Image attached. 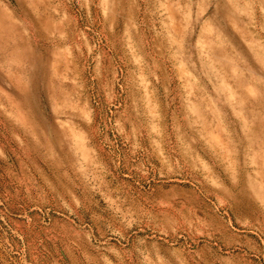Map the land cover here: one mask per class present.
<instances>
[{
    "label": "rangeland",
    "instance_id": "1",
    "mask_svg": "<svg viewBox=\"0 0 264 264\" xmlns=\"http://www.w3.org/2000/svg\"><path fill=\"white\" fill-rule=\"evenodd\" d=\"M0 264H264V0H0Z\"/></svg>",
    "mask_w": 264,
    "mask_h": 264
}]
</instances>
